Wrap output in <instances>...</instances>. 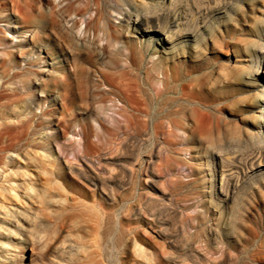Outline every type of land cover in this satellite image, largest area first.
<instances>
[{
  "label": "rangeland",
  "instance_id": "rangeland-1",
  "mask_svg": "<svg viewBox=\"0 0 264 264\" xmlns=\"http://www.w3.org/2000/svg\"><path fill=\"white\" fill-rule=\"evenodd\" d=\"M2 1L0 264H264V0Z\"/></svg>",
  "mask_w": 264,
  "mask_h": 264
},
{
  "label": "bare ground",
  "instance_id": "bare-ground-1",
  "mask_svg": "<svg viewBox=\"0 0 264 264\" xmlns=\"http://www.w3.org/2000/svg\"><path fill=\"white\" fill-rule=\"evenodd\" d=\"M66 1L67 0H59V2L57 3V6L58 7L59 6L61 7V10H60L61 16H62L63 20L65 21L66 25L69 24L68 26H70L71 29H72V28L75 27V21H74L75 19L73 20L71 18V15L74 13V10L75 9H74V7H71V8H68V7H65L64 8V7H62L63 3L66 2ZM2 2L3 1L0 0V4ZM23 2H24L23 0H11L12 7H13V11L15 13L18 12V13L21 14L20 9L22 7V3ZM4 11H5L4 13H6L4 15L0 12V22L4 23V28L2 30H0V34H3L5 36V37H1V35H0V55L3 56L0 59V74L1 75H6V74H9L10 73L11 64H14L16 62L17 56L20 57V55L18 54V52L20 54H22V55H25L23 48H24L27 40L24 38V34H27V32H30L34 44L39 43L41 41L38 32H35V31H32V30H27V31H24L23 30V31H21V26L17 25L18 22L17 21L16 22H12V19H13L12 16H11L12 14H8L7 13L8 12V9H5ZM20 17L22 18V16H20ZM137 17L135 19H131V17L126 14L125 17L123 18V20L128 25V27H131V26L132 27H135L138 24V22H140ZM23 19L25 20V18H23ZM26 20H27V22L28 21L29 22H36V19L34 17H27ZM49 23L51 24V22H49ZM8 34H11L12 35V38L11 39L8 38V36H7ZM76 36L77 35H75V39L78 42V40H80L79 38H81V37H80V35H78L77 37ZM14 38H16V39L20 38L19 42L18 43H14V40H13ZM34 54L36 55V59L35 60H33V61L27 60L25 58V56L24 57L21 56L23 58L22 60L23 61H26L27 60L28 61V64H31L32 62H34L35 64L41 63L42 64L41 65V68L42 69H40V70H42V71H38V72L39 73L40 72L43 73V75H48L49 74L48 72H49L50 69L47 70V67H49V66L50 67H53L55 65V63L53 62L52 64H48L46 62V58L42 57L40 52L39 53H36L35 52ZM60 62L61 61H59V63ZM20 72L27 73L29 75L32 74L30 71H26V70L25 71H22L21 70ZM33 75L35 76L34 79L31 80V78H30L27 82L28 83L32 82V83H34V85H36V84L39 85L38 82H40L39 80L43 76H39V75H36V74H33ZM29 77L27 76V78H29ZM3 130H4V128L0 129V136L3 135ZM5 134H6V132L4 133V135ZM261 135L260 136L262 138L261 139L262 140V143H264V120H263V133ZM260 136H259V138H260Z\"/></svg>",
  "mask_w": 264,
  "mask_h": 264
}]
</instances>
